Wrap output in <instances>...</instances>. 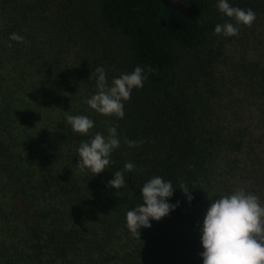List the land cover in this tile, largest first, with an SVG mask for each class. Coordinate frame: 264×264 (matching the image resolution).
<instances>
[{"label": "trees", "instance_id": "16d2710c", "mask_svg": "<svg viewBox=\"0 0 264 264\" xmlns=\"http://www.w3.org/2000/svg\"><path fill=\"white\" fill-rule=\"evenodd\" d=\"M179 1L0 0V264H203L199 229L212 199L242 187L264 204V0H228L256 14L229 37L213 34L235 24L218 0ZM138 65L147 79L123 118L86 103L95 67L111 84ZM66 114L94 127L74 133ZM112 126L114 163L81 171L80 143ZM126 162L135 168L125 186L109 187ZM153 176L172 182L168 202L179 204L138 238L126 213Z\"/></svg>", "mask_w": 264, "mask_h": 264}, {"label": "clouds", "instance_id": "9594fccd", "mask_svg": "<svg viewBox=\"0 0 264 264\" xmlns=\"http://www.w3.org/2000/svg\"><path fill=\"white\" fill-rule=\"evenodd\" d=\"M217 7L227 17L234 19L235 24L226 21L217 24L214 35L226 37L239 35L236 25L251 27L256 19L255 12L248 8L231 6L228 0H218ZM10 40L23 43L25 38L18 33L10 34ZM149 72L154 71L150 67ZM107 73L102 66L95 67L89 79H96L97 91L86 103L97 113L106 116L124 117V101L131 98L133 88H142L145 66H136L130 73H122L109 84ZM66 123L74 133L87 136L94 127V121L86 115L66 114ZM108 136L95 133L89 140L82 141L77 149L78 166L81 171L90 170L93 175L104 171L111 163V153L120 146L117 127L108 129ZM144 141H132L125 138L129 147H135ZM132 162L124 164L123 171H116L108 186L116 190L125 186L124 171L134 170ZM188 183L181 181L179 188L190 202ZM175 187L171 181L160 176H153L140 189L143 203L126 213V226L130 233L140 238L141 227H151L150 220L159 221L174 210L179 202L170 204ZM200 240L203 252V264H264V204L260 198L244 188H236L230 193L220 194L212 199L200 227Z\"/></svg>", "mask_w": 264, "mask_h": 264}, {"label": "rangeland", "instance_id": "374dc122", "mask_svg": "<svg viewBox=\"0 0 264 264\" xmlns=\"http://www.w3.org/2000/svg\"><path fill=\"white\" fill-rule=\"evenodd\" d=\"M170 3L176 7L182 6V4L180 3L179 0H170ZM232 49H233V45L227 41H224V43L221 45V50H222L221 53L223 56H226L228 58L227 59L228 63L235 62V61H233L232 56L236 57V55L232 53Z\"/></svg>", "mask_w": 264, "mask_h": 264}]
</instances>
